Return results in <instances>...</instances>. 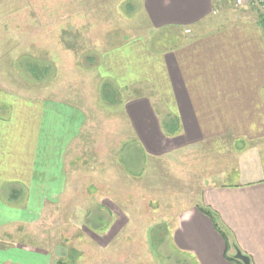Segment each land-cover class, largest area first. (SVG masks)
I'll use <instances>...</instances> for the list:
<instances>
[{
	"label": "crops",
	"instance_id": "0c3cea01",
	"mask_svg": "<svg viewBox=\"0 0 264 264\" xmlns=\"http://www.w3.org/2000/svg\"><path fill=\"white\" fill-rule=\"evenodd\" d=\"M141 4L153 28H183L195 34L160 52L136 39L101 54L99 74L130 92L121 107L141 162L203 144L239 147L226 166L230 171L213 175L198 203L178 217L172 243L195 264H237L226 258L235 253L233 242L252 264H264L263 30L257 19L240 15L239 19L223 15L215 21L224 24L204 29L213 17V0ZM5 95L0 91L1 104L10 103ZM36 98L26 102V109L20 105L22 120L11 143L14 124L0 121V227L35 222L67 190L65 158L84 128L86 114L67 99ZM157 99L166 113H160ZM164 115L178 118L174 135L162 129ZM229 176L233 182L223 181ZM196 205L214 214L228 242ZM56 262L49 251L8 246L0 240V264Z\"/></svg>",
	"mask_w": 264,
	"mask_h": 264
},
{
	"label": "rangeland",
	"instance_id": "374dc122",
	"mask_svg": "<svg viewBox=\"0 0 264 264\" xmlns=\"http://www.w3.org/2000/svg\"><path fill=\"white\" fill-rule=\"evenodd\" d=\"M235 3H213L204 29L224 24L215 21L223 15L250 21L264 15V9ZM193 35L183 28H153L141 0H0V91L10 100L0 103V121L14 124L10 143L21 107L36 96L67 99L86 114L65 158L67 190L35 222L0 227L3 244L46 250L65 264H173L171 234L178 217L198 203L213 175L230 171L226 166L239 147L203 144L142 163L121 107L130 92L103 78L97 66L102 53L125 41L140 39L160 52Z\"/></svg>",
	"mask_w": 264,
	"mask_h": 264
},
{
	"label": "trees",
	"instance_id": "16d2710c",
	"mask_svg": "<svg viewBox=\"0 0 264 264\" xmlns=\"http://www.w3.org/2000/svg\"><path fill=\"white\" fill-rule=\"evenodd\" d=\"M218 0H213V3L215 5V3H217ZM257 23L258 25L261 26L262 30H263V33H264V15L263 14H258L257 15ZM162 129L164 130L165 134L166 135H174L177 131H178V118L176 116H170V115H164L163 117V120H162ZM196 208L197 210L204 214L205 216L209 217L210 220L212 221L213 223V226L215 227V230L219 233V235L224 239L225 242H228L227 241V237L226 235L220 231L217 223H216V220H215V217H214V214L208 210L207 208H204L202 206H198L196 205ZM171 244L173 246V250H175L177 252V258H175L173 260V264H195L194 260L189 258L188 256H186L185 254H183L180 250H178L172 243L171 241ZM232 247L234 249H238L236 244L233 242V244H231ZM182 257V256H185V260L184 262L181 261V259L179 257ZM172 257V253L169 252L168 255L166 256V259H170ZM227 260H230V261H233L237 264H241L238 260H235L233 256H226ZM55 264H65L62 260H57V262ZM252 264V263H251Z\"/></svg>",
	"mask_w": 264,
	"mask_h": 264
},
{
	"label": "built area",
	"instance_id": "2783aa9c",
	"mask_svg": "<svg viewBox=\"0 0 264 264\" xmlns=\"http://www.w3.org/2000/svg\"><path fill=\"white\" fill-rule=\"evenodd\" d=\"M254 5L256 6L261 12L264 9V0H236L235 5Z\"/></svg>",
	"mask_w": 264,
	"mask_h": 264
},
{
	"label": "water",
	"instance_id": "95a60500",
	"mask_svg": "<svg viewBox=\"0 0 264 264\" xmlns=\"http://www.w3.org/2000/svg\"><path fill=\"white\" fill-rule=\"evenodd\" d=\"M234 250L233 257L235 260H238L241 264H251L250 258L247 255H244L239 249Z\"/></svg>",
	"mask_w": 264,
	"mask_h": 264
}]
</instances>
